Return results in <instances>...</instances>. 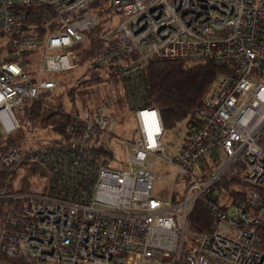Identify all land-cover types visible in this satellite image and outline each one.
Wrapping results in <instances>:
<instances>
[{"label":"built area","instance_id":"built-area-1","mask_svg":"<svg viewBox=\"0 0 264 264\" xmlns=\"http://www.w3.org/2000/svg\"><path fill=\"white\" fill-rule=\"evenodd\" d=\"M91 1L0 0L8 57H0V173L20 159L7 140L19 127L17 110L59 85L46 73L78 67L73 47L102 20ZM110 1L106 45L84 67L128 91L136 126L126 160L103 163L96 150L119 117L81 105L63 136L34 152L46 170L40 187L17 190L10 173L0 176V264H264V0ZM32 7L53 11L54 31H31ZM38 48L35 74L23 55ZM200 59L226 70L214 75L197 124L168 156L161 113L140 100L141 72L151 60ZM158 160L175 170L162 196L153 192ZM224 177L249 184L246 202L215 188ZM218 194L227 198L220 203ZM198 204L212 218L204 230L187 226Z\"/></svg>","mask_w":264,"mask_h":264},{"label":"trees","instance_id":"trees-1","mask_svg":"<svg viewBox=\"0 0 264 264\" xmlns=\"http://www.w3.org/2000/svg\"><path fill=\"white\" fill-rule=\"evenodd\" d=\"M90 6L96 8L102 20L88 31L87 41L73 47L79 64L74 69L78 68L82 72L81 76L87 77L76 83H65L63 87L60 83L61 88L59 89L43 90L35 99L23 103L17 110L19 127L13 133L18 134L19 138L16 140L11 133L7 140L18 148L20 159L0 173L1 177L10 173V188L30 191L39 187L46 170L40 160L34 157V152L37 149L48 147L61 138L66 125L79 114L80 107L75 104L77 84L87 79L93 81L105 79L101 69L87 70L84 64L106 45L102 34L109 29L108 24L113 20L112 2L92 0ZM28 22L31 31L38 36L55 30L54 13L48 7L30 8ZM2 51L0 47V57ZM225 70L224 64L210 59L151 60L141 72L144 94L140 100L146 106L159 109L164 127L163 135L179 122L185 121L186 138L191 128L197 124L195 110L201 104L202 96L211 80L218 71ZM65 98L69 101L68 107L64 102ZM130 107L132 108V104ZM40 129L56 134L57 137L45 141L38 140L35 135H38ZM112 134L113 131L107 136L98 137L99 143L96 150L101 153L103 163H107L114 157L113 149L107 142ZM31 138H35L33 141H36V147L35 144L29 143ZM215 188L225 191L235 201L244 203L248 199L247 191L250 186L238 177H224L215 184ZM211 219L207 209L198 204L190 213L187 226L189 229L204 230L210 225Z\"/></svg>","mask_w":264,"mask_h":264},{"label":"rangeland","instance_id":"rangeland-1","mask_svg":"<svg viewBox=\"0 0 264 264\" xmlns=\"http://www.w3.org/2000/svg\"><path fill=\"white\" fill-rule=\"evenodd\" d=\"M92 8L95 9L94 7ZM4 42L5 39L0 37V47L2 49L5 46ZM23 60L26 62V66L29 70L35 74H38V70L43 60L42 49L38 48L25 53L23 55ZM81 73V70L79 71L78 68H72L69 70H60L51 73L49 72L46 73L45 77L47 76L49 78H56L61 83V87H63L65 83H76L77 81L83 80L87 77L81 76ZM103 76L105 79L102 81H93L87 79L84 80V82L78 83L76 88L75 104L79 107L81 105L86 107L99 104L104 105L107 109L109 118L112 116L119 117V121L113 129V134L107 142L108 145L112 147L114 152V159L110 161V165H121L124 164V161L126 160V151L124 149L125 140L132 136V132H134L136 126L134 112L130 107L131 98L129 94H127L124 83L115 79H111L106 75ZM59 87L60 86L58 85L54 89H59ZM64 102L68 107V99L65 98ZM37 134V136L35 135L36 139H41V141L57 137L56 134L43 129H40ZM185 135V121L179 122L174 128L163 135L162 141L165 147L166 155L173 156L175 152L181 148ZM13 136L16 140L19 138V135L16 133H13ZM34 139L35 138H31L29 143L35 144L34 146L36 147V141H33ZM152 169L156 172L153 181V192L156 195H165V193L168 192L171 187L170 180L175 174L174 167L171 164H165L164 162L158 160L152 166ZM226 194H218L220 197L219 199L221 200L220 203L227 198ZM230 210H234V208L231 207ZM187 241L188 238L185 237V243H187Z\"/></svg>","mask_w":264,"mask_h":264}]
</instances>
